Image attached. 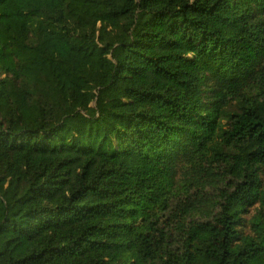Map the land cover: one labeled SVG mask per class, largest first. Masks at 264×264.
<instances>
[{
  "label": "trees",
  "instance_id": "1",
  "mask_svg": "<svg viewBox=\"0 0 264 264\" xmlns=\"http://www.w3.org/2000/svg\"><path fill=\"white\" fill-rule=\"evenodd\" d=\"M0 264H264V0H0Z\"/></svg>",
  "mask_w": 264,
  "mask_h": 264
}]
</instances>
